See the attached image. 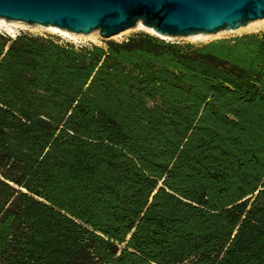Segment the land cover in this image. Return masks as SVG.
<instances>
[{
    "label": "trees",
    "instance_id": "trees-1",
    "mask_svg": "<svg viewBox=\"0 0 264 264\" xmlns=\"http://www.w3.org/2000/svg\"><path fill=\"white\" fill-rule=\"evenodd\" d=\"M0 264H264V30L0 31Z\"/></svg>",
    "mask_w": 264,
    "mask_h": 264
},
{
    "label": "water",
    "instance_id": "water-1",
    "mask_svg": "<svg viewBox=\"0 0 264 264\" xmlns=\"http://www.w3.org/2000/svg\"><path fill=\"white\" fill-rule=\"evenodd\" d=\"M264 18V0H0V19L109 38L140 21L171 37L237 29Z\"/></svg>",
    "mask_w": 264,
    "mask_h": 264
},
{
    "label": "rangeland",
    "instance_id": "rangeland-1",
    "mask_svg": "<svg viewBox=\"0 0 264 264\" xmlns=\"http://www.w3.org/2000/svg\"><path fill=\"white\" fill-rule=\"evenodd\" d=\"M135 27V26H134ZM134 27L127 28L109 38H102L98 32H94L90 34V36H78L75 39H68V38H63L57 34L51 33L42 26H34L32 28H24L22 26H16L14 27V33H17L19 31H27L33 34H49L53 36H58L60 39L63 41H68L72 42L74 44H85L89 42L97 43V44H103L104 39H113V40H123L129 37L130 35L136 33V32H145L141 29H136ZM259 30H264V18L260 19H255L250 22H248L244 26H240L237 29H232V30H221L216 33H211L209 36L206 37H201V38H190L188 36L183 37V36H177V37H171V39L167 40H175V41H180V42H193V43H199V42H208L213 39H218V38H230L234 37L237 35H241L243 33H248V32H256ZM0 31H4L3 29H0ZM5 32V31H4Z\"/></svg>",
    "mask_w": 264,
    "mask_h": 264
},
{
    "label": "bare ground",
    "instance_id": "bare-ground-1",
    "mask_svg": "<svg viewBox=\"0 0 264 264\" xmlns=\"http://www.w3.org/2000/svg\"><path fill=\"white\" fill-rule=\"evenodd\" d=\"M16 26H22L24 28H32L34 26H42L43 28H45L49 32L57 34L63 38H68V39H75L78 36L87 37V36H90V34H92L94 32H98L97 30H93L87 34H84V33L73 32V31L67 30L65 28H60V27H58L56 25H52V24H47V25L27 24V23L22 22L20 20L0 19V29H3L8 34L14 35L15 34L14 33L15 32L14 27H16ZM134 28L141 29V30L145 31L146 33H149L151 35H155V36L162 38V39H171V36L158 34L152 28L144 26L140 21H138L135 24ZM209 34L210 33L198 32V33L190 34V35H188V37H190V38H201V37L209 36Z\"/></svg>",
    "mask_w": 264,
    "mask_h": 264
}]
</instances>
